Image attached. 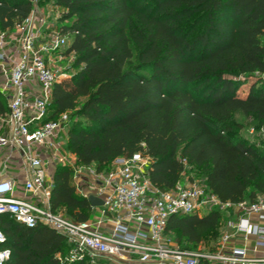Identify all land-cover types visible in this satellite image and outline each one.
Wrapping results in <instances>:
<instances>
[{"label": "trees", "instance_id": "16d2710c", "mask_svg": "<svg viewBox=\"0 0 264 264\" xmlns=\"http://www.w3.org/2000/svg\"><path fill=\"white\" fill-rule=\"evenodd\" d=\"M49 1L70 35L73 71L53 84L48 117L67 111L65 145L77 163L107 169L139 151L151 156L148 178L161 190L188 165L221 200L264 193V144L242 136L234 116L264 127V0ZM30 8L31 0H0V30ZM49 201L76 221L91 213L66 165L54 168ZM219 226L213 207L169 214L163 232L180 247L211 248ZM0 227L9 250L2 264H90L68 260L71 242L47 225L1 214Z\"/></svg>", "mask_w": 264, "mask_h": 264}, {"label": "built area", "instance_id": "2783aa9c", "mask_svg": "<svg viewBox=\"0 0 264 264\" xmlns=\"http://www.w3.org/2000/svg\"><path fill=\"white\" fill-rule=\"evenodd\" d=\"M69 40V33L49 22L36 5L13 30H0V92L6 101V111L0 113V215L61 232L71 242L68 260L86 257L94 264L96 256H105L142 264H264V193L231 202L219 199L203 182L188 179L161 190L148 178L151 156L139 151L113 157L107 169L76 162L65 145L67 111L48 117L53 84L71 73L73 53L64 52ZM258 131L264 138V127ZM56 165L72 169L76 192L102 200L90 205L87 219L76 221L51 208ZM202 207H236L241 215L211 248L180 247L164 236L169 214ZM249 236L251 241L245 242ZM8 253L0 246V264Z\"/></svg>", "mask_w": 264, "mask_h": 264}, {"label": "rangeland", "instance_id": "374dc122", "mask_svg": "<svg viewBox=\"0 0 264 264\" xmlns=\"http://www.w3.org/2000/svg\"><path fill=\"white\" fill-rule=\"evenodd\" d=\"M36 5V7L43 13L47 15V19L49 22H51L53 25L58 26L61 21L58 20V12L56 9L52 6L49 0H44L42 3L38 2L37 0H32L31 6ZM70 72L73 71V68L70 67ZM264 80V79H263ZM246 89V83L244 85H241L239 88V92L243 93L244 90ZM235 119L241 122V129H240V134L244 137H246L248 140H252L255 142H259L261 144H264V138L263 136L259 133L258 127H255L247 122V118H245L241 111H236L235 114ZM193 180L196 182H202L200 172L199 171H194L193 168H190L188 165L184 167V169L180 172V179L179 182L181 184H185L186 180ZM164 236H166L164 234ZM170 238V236H167ZM102 258L101 260L105 264H120L119 261H115L114 259L107 258L105 256H96V259Z\"/></svg>", "mask_w": 264, "mask_h": 264}, {"label": "crops", "instance_id": "0c3cea01", "mask_svg": "<svg viewBox=\"0 0 264 264\" xmlns=\"http://www.w3.org/2000/svg\"><path fill=\"white\" fill-rule=\"evenodd\" d=\"M244 200H248V199H244ZM206 208H197L194 210V212H197L198 214H201L203 212H205ZM220 211V226H219V229H220V232H223L225 230H227L228 228V224L233 220V219H236L238 216L241 215V212L237 210L236 207H231L227 210H219ZM250 217L254 218L255 216L253 214H250ZM218 234V236H219ZM217 236V238H218ZM167 237V236H165ZM169 240H171L172 242H174L171 238L167 237ZM217 238L215 240V242L217 241ZM252 239V236H249L247 237V240L245 242H249L251 241ZM236 241H241V238H238ZM215 244V243H214ZM197 246H203L205 247L203 244H198ZM120 264H142L140 262H138L136 259L134 258H125V259H122V261H120Z\"/></svg>", "mask_w": 264, "mask_h": 264}, {"label": "water", "instance_id": "95a60500", "mask_svg": "<svg viewBox=\"0 0 264 264\" xmlns=\"http://www.w3.org/2000/svg\"><path fill=\"white\" fill-rule=\"evenodd\" d=\"M86 198L90 205H97V204H101L102 202V200L99 197L93 194H88Z\"/></svg>", "mask_w": 264, "mask_h": 264}]
</instances>
